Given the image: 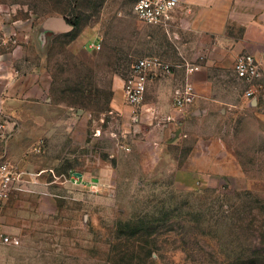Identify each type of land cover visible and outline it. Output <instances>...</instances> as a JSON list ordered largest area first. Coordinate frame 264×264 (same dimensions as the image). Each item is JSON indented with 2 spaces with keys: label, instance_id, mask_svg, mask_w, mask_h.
<instances>
[{
  "label": "rangeland",
  "instance_id": "374dc122",
  "mask_svg": "<svg viewBox=\"0 0 264 264\" xmlns=\"http://www.w3.org/2000/svg\"><path fill=\"white\" fill-rule=\"evenodd\" d=\"M136 1L0 0V76L32 85L14 113L0 110V148L22 179L0 215L18 240L0 245V264H264V135L238 152L244 173L229 160L204 182L177 179L199 129L159 146L153 122L168 117L129 106L124 82L141 57L188 60L176 30L139 20ZM52 16L71 29L45 35ZM209 78L200 93L241 101L235 73Z\"/></svg>",
  "mask_w": 264,
  "mask_h": 264
},
{
  "label": "crops",
  "instance_id": "0c3cea01",
  "mask_svg": "<svg viewBox=\"0 0 264 264\" xmlns=\"http://www.w3.org/2000/svg\"><path fill=\"white\" fill-rule=\"evenodd\" d=\"M59 17L61 16H52L43 22L41 28L45 35L64 32L56 21ZM169 27L176 30L175 34L182 38V43L178 45L180 54L189 62L199 65L200 69L192 75L198 96L195 103L186 109L175 108L173 91L176 88L172 84L174 76L180 70L186 76L184 69H176L169 76L156 77L149 82L147 102L142 104L141 114L150 110L152 114L146 112L148 116L155 112L159 117H168L166 122H153L159 125H154L155 128L163 130L164 139L158 144L161 147L169 135V141L177 143L178 134L184 129H189L190 133L199 129L198 142L201 143L199 145L197 142L198 145L189 149L193 152L187 156L184 170L181 171V166L177 164L181 168L175 174L177 179L180 177L183 182H193L199 178L204 182L212 175V169H219V174H225L224 163L227 164L229 160L237 172L244 173L238 152L248 150L255 140L260 141L259 135H264V116L259 109V101L256 98L242 97L241 101L237 100L238 103H235L234 99L226 95L200 93V83L197 80L203 79L204 86L209 88V71L213 68L228 69L234 74L235 58L245 52L254 54L264 71V0H181ZM213 55L215 58L210 57ZM221 78L225 80L222 86L226 87L228 83L225 75L221 74ZM0 81L4 84V89L0 92V110L3 113H14V103H26L32 97L30 82L17 84L8 76H0ZM18 88L19 94L16 93ZM229 129L231 142L225 137L226 134L229 135ZM212 133L215 137L209 138L207 135ZM184 136L187 134L184 133ZM243 138L246 139L247 146L241 145ZM213 143L216 156L211 155ZM5 153L11 159L7 151ZM212 157L215 159L214 165H208V159L212 160ZM173 158L176 159L177 156Z\"/></svg>",
  "mask_w": 264,
  "mask_h": 264
},
{
  "label": "built area",
  "instance_id": "2783aa9c",
  "mask_svg": "<svg viewBox=\"0 0 264 264\" xmlns=\"http://www.w3.org/2000/svg\"><path fill=\"white\" fill-rule=\"evenodd\" d=\"M181 0H137L133 11L136 17L146 23L169 27L180 6ZM89 48L99 51L102 48L100 40H92ZM183 68L186 76L184 83L174 93V105L184 110L195 103L197 92L192 81V75L200 68L199 65L184 61L172 63L159 55H148L135 61L131 75L124 82V97L126 103L138 110L144 103L148 84L156 77L171 75L174 70ZM233 71L244 86L243 97L256 98L259 109L264 116V71L258 58L249 52L236 56ZM22 179L17 164L7 157L0 148V215L13 193L21 187ZM18 240L10 234L7 226L0 219V245L16 244Z\"/></svg>",
  "mask_w": 264,
  "mask_h": 264
},
{
  "label": "water",
  "instance_id": "95a60500",
  "mask_svg": "<svg viewBox=\"0 0 264 264\" xmlns=\"http://www.w3.org/2000/svg\"><path fill=\"white\" fill-rule=\"evenodd\" d=\"M56 21L59 22L60 27L63 31H69L71 26L68 25L67 21L63 17L56 18Z\"/></svg>",
  "mask_w": 264,
  "mask_h": 264
}]
</instances>
